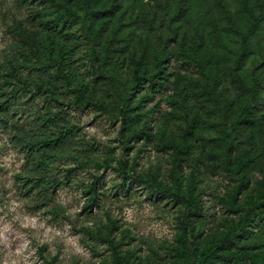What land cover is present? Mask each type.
I'll list each match as a JSON object with an SVG mask.
<instances>
[{
  "label": "rangeland",
  "instance_id": "374dc122",
  "mask_svg": "<svg viewBox=\"0 0 264 264\" xmlns=\"http://www.w3.org/2000/svg\"><path fill=\"white\" fill-rule=\"evenodd\" d=\"M184 1L136 0L127 11L123 0H103L99 14L83 20L84 0H70L82 19L62 27L55 21L60 0H0V264H116L115 247L121 264H178L181 251L189 250L179 239L184 202L156 187L173 192L176 186L168 145L184 124L180 101L196 122L192 151L179 169L181 190L192 188L201 207L190 220L195 241L203 247L239 220L229 200L244 175L249 182L236 205L264 188V23L241 68L233 69L245 7L259 10L264 0H189L186 15H173ZM203 7L215 22L213 38H201ZM100 19L109 21L98 37L88 27ZM110 37L119 50L112 52L114 68L94 59ZM147 38L161 48L169 41L167 51L179 62L182 40L209 47L230 120L251 102L257 80L258 103L240 123L228 157L218 113L200 92L203 79L185 64L175 65L164 95L144 103L135 120H123L109 86L129 75L131 56ZM50 42L67 47L70 83L50 66ZM78 83L91 102L86 109L74 103ZM97 102L112 107L101 111ZM138 130L141 135L124 142L121 135ZM95 177L96 203L89 206ZM263 220L258 215L237 244L263 243Z\"/></svg>",
  "mask_w": 264,
  "mask_h": 264
},
{
  "label": "trees",
  "instance_id": "16d2710c",
  "mask_svg": "<svg viewBox=\"0 0 264 264\" xmlns=\"http://www.w3.org/2000/svg\"><path fill=\"white\" fill-rule=\"evenodd\" d=\"M46 1V0H44ZM53 3L54 0H47ZM60 9L55 15V21L61 24L62 27H70L73 21L82 19L81 13L75 8L73 2L70 0H60ZM122 1V0H121ZM196 1V0H195ZM86 6V13L83 20H88L90 15L97 16L99 14L98 8L101 6L103 0H84ZM126 5L127 11H134L136 0H123ZM188 2H181L178 6L172 9L173 15H186L189 7ZM170 4H168V8ZM203 11L200 17L199 24L202 28V37L204 34L209 37L215 35V22L211 15L210 9L201 8ZM246 13L244 14L243 26L241 29V37L238 47V55L233 63V69L237 72L241 67L246 54L252 46L253 36L257 34L259 27L264 23V5L259 10L255 6L246 5ZM108 19H100L98 22L92 23L88 27V31L99 37L101 30L108 25ZM207 25V26H205ZM114 38L110 37L106 40L105 48L100 50L99 56H95L94 59L100 65H109L110 68L116 67V62L113 60L112 52H119L118 47L115 46ZM169 42V41H168ZM168 42L165 43L163 48L155 45L150 38L143 39L138 50L131 56V67L129 75L123 81H114L110 83V89L115 102L118 104V112L121 114L124 121L131 122L139 117V113L136 110H140L144 103L151 101L156 96L164 95L170 87L172 82V76L174 74L175 65L180 66L185 64L189 69L195 70L197 74L203 79L200 84V92L211 102L214 109L218 113V121L221 125V133L224 136L223 147L224 153L228 157L233 149V144L236 139V133L241 122L246 121V117L250 113L251 109L257 102V80L254 79L250 87L251 102L240 106L236 111V117L232 120L229 119V109L231 104L223 100L217 92L216 86L220 81V76L216 68L213 65L214 53L209 47L202 48L199 44L188 45L185 40L180 42V52L184 56L183 61L179 62L173 58L172 52L167 51ZM48 54L50 56V66L55 68L56 74L60 79H63L67 83L71 82L70 74L65 69L66 48L65 45L56 47L52 42L47 43ZM11 76L18 80L17 74L10 70ZM74 93V103L80 108L86 109L90 106V101L86 98V87L83 84H76L71 90ZM139 93L140 96L133 102V96ZM182 109L184 122L180 129L178 136L169 140V147L172 150L174 180L176 186L172 192L171 189L162 190L161 187H156L157 190L164 194H170L172 196L181 197L184 202V215L182 216L179 224L182 231L179 234V239L183 243H187L189 250H182V259L178 264H264V238L261 244L244 243L242 246L237 244L243 242L249 236L248 226L256 220L258 215L264 219V188L256 195H249L248 198L239 205H236V200L240 194L241 188H244L248 182L249 177L244 175L241 180V184L231 195L229 205L239 215V220L223 235L211 236L208 239L207 244L203 247L195 241L191 233V217L198 216L200 212V203L197 196L193 194L192 188L181 190L182 178L181 161L184 155H188L192 151V135L196 128V122L192 111L188 105L184 102H178ZM258 103V102H257ZM95 105L102 111H108L112 105L105 103H95ZM147 128V127H146ZM144 128V129H146ZM143 130H138L134 134H130L128 137L121 135L124 142H129L141 135ZM123 177L127 178L128 174L122 170ZM100 177H95L92 185L89 187L87 200L89 206H94L96 203L97 184ZM152 187L157 186L155 183L149 182ZM262 230L264 231V220L262 223ZM98 238L103 241L101 235ZM115 263L121 264L119 252L115 247ZM52 264V263H50Z\"/></svg>",
  "mask_w": 264,
  "mask_h": 264
}]
</instances>
